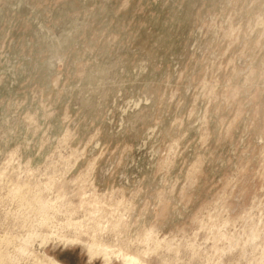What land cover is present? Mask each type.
I'll return each mask as SVG.
<instances>
[{
  "label": "rangeland",
  "instance_id": "rangeland-1",
  "mask_svg": "<svg viewBox=\"0 0 264 264\" xmlns=\"http://www.w3.org/2000/svg\"><path fill=\"white\" fill-rule=\"evenodd\" d=\"M54 261L264 264V0H0V264Z\"/></svg>",
  "mask_w": 264,
  "mask_h": 264
},
{
  "label": "bare ground",
  "instance_id": "bare-ground-1",
  "mask_svg": "<svg viewBox=\"0 0 264 264\" xmlns=\"http://www.w3.org/2000/svg\"><path fill=\"white\" fill-rule=\"evenodd\" d=\"M130 260H131V258H130ZM55 262V264H58L56 261H54Z\"/></svg>",
  "mask_w": 264,
  "mask_h": 264
}]
</instances>
